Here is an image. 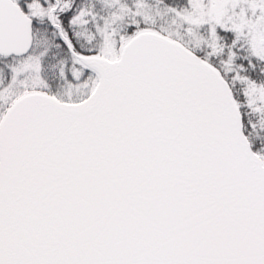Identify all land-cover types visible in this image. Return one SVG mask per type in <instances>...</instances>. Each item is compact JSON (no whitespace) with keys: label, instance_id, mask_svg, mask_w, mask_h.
Here are the masks:
<instances>
[{"label":"snow or ice","instance_id":"6c2138e0","mask_svg":"<svg viewBox=\"0 0 264 264\" xmlns=\"http://www.w3.org/2000/svg\"><path fill=\"white\" fill-rule=\"evenodd\" d=\"M0 264H264V0H0Z\"/></svg>","mask_w":264,"mask_h":264}]
</instances>
